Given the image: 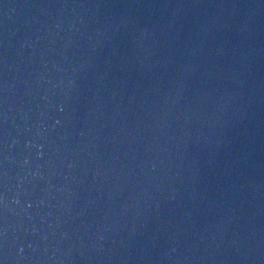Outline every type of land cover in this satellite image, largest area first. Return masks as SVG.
I'll return each mask as SVG.
<instances>
[{
    "label": "water",
    "instance_id": "water-1",
    "mask_svg": "<svg viewBox=\"0 0 264 264\" xmlns=\"http://www.w3.org/2000/svg\"><path fill=\"white\" fill-rule=\"evenodd\" d=\"M0 264H264V0H0Z\"/></svg>",
    "mask_w": 264,
    "mask_h": 264
}]
</instances>
